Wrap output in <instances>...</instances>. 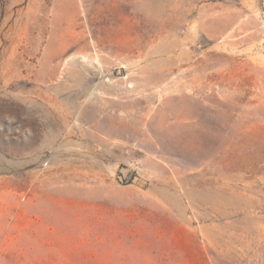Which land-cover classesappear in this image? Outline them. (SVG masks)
Returning <instances> with one entry per match:
<instances>
[{
	"label": "rangeland",
	"instance_id": "374dc122",
	"mask_svg": "<svg viewBox=\"0 0 264 264\" xmlns=\"http://www.w3.org/2000/svg\"><path fill=\"white\" fill-rule=\"evenodd\" d=\"M264 0H0V264H264Z\"/></svg>",
	"mask_w": 264,
	"mask_h": 264
},
{
	"label": "built area",
	"instance_id": "2783aa9c",
	"mask_svg": "<svg viewBox=\"0 0 264 264\" xmlns=\"http://www.w3.org/2000/svg\"><path fill=\"white\" fill-rule=\"evenodd\" d=\"M262 15H263V18H264V12H263V14H262Z\"/></svg>",
	"mask_w": 264,
	"mask_h": 264
}]
</instances>
